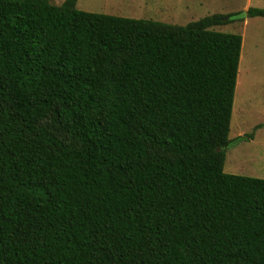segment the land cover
I'll return each mask as SVG.
<instances>
[{
	"label": "trees",
	"instance_id": "trees-1",
	"mask_svg": "<svg viewBox=\"0 0 264 264\" xmlns=\"http://www.w3.org/2000/svg\"><path fill=\"white\" fill-rule=\"evenodd\" d=\"M77 1L0 0V264H264V179L223 171L243 17Z\"/></svg>",
	"mask_w": 264,
	"mask_h": 264
},
{
	"label": "rangeland",
	"instance_id": "rangeland-1",
	"mask_svg": "<svg viewBox=\"0 0 264 264\" xmlns=\"http://www.w3.org/2000/svg\"><path fill=\"white\" fill-rule=\"evenodd\" d=\"M64 0H50L61 4ZM85 12L185 25L216 13L235 14L242 22L213 27L242 37L229 144L223 171L264 179V18L245 17L248 8H264V0H78Z\"/></svg>",
	"mask_w": 264,
	"mask_h": 264
}]
</instances>
